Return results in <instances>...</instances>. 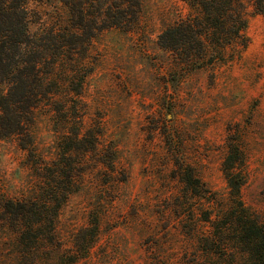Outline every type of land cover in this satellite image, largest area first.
Masks as SVG:
<instances>
[{"label": "rangeland", "instance_id": "obj_1", "mask_svg": "<svg viewBox=\"0 0 264 264\" xmlns=\"http://www.w3.org/2000/svg\"><path fill=\"white\" fill-rule=\"evenodd\" d=\"M22 6L32 37L64 31L74 43L50 59L55 89L31 109L29 149L14 135L0 138V264H229L205 248L202 218L228 206L221 164L232 140L243 153L239 200L264 214V13L249 15V42L237 57L194 67L157 43L190 12L181 0H139L125 28H78L64 0ZM77 129L94 142L89 150L64 146ZM63 159L73 177L53 238L26 249L4 203L43 198L50 178L62 180ZM180 167L208 191L191 193Z\"/></svg>", "mask_w": 264, "mask_h": 264}, {"label": "trees", "instance_id": "obj_2", "mask_svg": "<svg viewBox=\"0 0 264 264\" xmlns=\"http://www.w3.org/2000/svg\"><path fill=\"white\" fill-rule=\"evenodd\" d=\"M64 1L77 14L74 23L78 28L90 27L97 21L99 24L95 28L129 27L139 10V0ZM181 1L187 4L190 12L164 27L157 36V43L181 61L195 64L194 67L237 57L249 42L245 33L249 15L264 13V0ZM73 43L64 31L51 33L44 41L42 35L32 37L26 29L22 0H0V82L6 84L5 92L0 94V138L14 135L22 148L29 149L27 123L31 119V109L51 97L55 89V82L47 76L50 59ZM68 90L77 94L80 84H70ZM70 134L64 141L67 149L89 150L94 146L92 139L80 134L79 129ZM226 148L221 168L229 202L223 214L215 213L211 218L206 213L202 218L210 226V235L204 237L203 243L209 253L226 254L229 264H240L238 260L242 264H264V214L257 215L240 202L238 195L244 182L240 170L243 153L233 140L226 143ZM61 161L56 168L59 172L65 169L64 176L62 180L59 175L50 178V188L42 192L43 198L6 200L4 203L9 225L26 249L53 238L57 209L69 193L74 169L67 160ZM176 176L193 194L200 195L206 189L200 186L202 183L190 168L185 171L178 168ZM61 186L64 192H60ZM96 229V222H93L91 237Z\"/></svg>", "mask_w": 264, "mask_h": 264}]
</instances>
